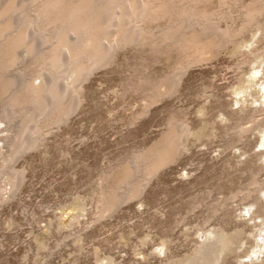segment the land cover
<instances>
[{"label": "rangeland", "instance_id": "1", "mask_svg": "<svg viewBox=\"0 0 264 264\" xmlns=\"http://www.w3.org/2000/svg\"><path fill=\"white\" fill-rule=\"evenodd\" d=\"M251 1L211 0L206 9L220 17L232 6L237 15ZM258 20L264 26V12ZM230 22L219 20L217 34L228 37ZM250 32L185 67L175 94L154 102L147 91L179 73L176 52L118 50L78 86L69 116L50 127L40 123L36 146L17 156L10 136L30 125L1 120L0 264H178L221 228L234 243L218 264H264V224L254 214L259 205L264 213V61L260 66L255 49H264V29ZM23 65L7 74L21 78ZM27 72L42 75L35 65ZM71 80L68 73L64 83ZM4 106L0 100L7 117ZM169 130L186 148L148 177L135 199L106 210L111 183L104 176L118 175Z\"/></svg>", "mask_w": 264, "mask_h": 264}, {"label": "bare ground", "instance_id": "2", "mask_svg": "<svg viewBox=\"0 0 264 264\" xmlns=\"http://www.w3.org/2000/svg\"><path fill=\"white\" fill-rule=\"evenodd\" d=\"M210 2L211 0H0V100L5 103L8 114L6 117L1 113L0 121L12 122L20 118L24 125L31 127L22 126L24 131L14 132L10 136L15 140L10 152L17 156L19 152L34 148L44 127L65 120L78 101V86L81 82L96 68L110 64L120 49L135 46L140 47L139 50L146 47L161 55L176 52L179 73L166 86L158 84L147 91L149 101L154 102L165 94H175L181 71L188 65L215 57L222 47L236 43L238 36L245 32L251 31L254 34L264 29L263 23L258 20L264 12V1L256 0L239 6L237 15L230 11L231 6L220 17L208 12L206 8ZM217 2L224 6L229 4V0ZM223 19L233 23L228 37L216 32L218 21ZM163 21L167 25L163 28V24L159 29L157 25ZM152 25L158 28L153 30L150 28ZM250 35V40H253V35ZM257 40L261 42L260 39ZM255 49H260V52L257 50L256 59L261 61V66L264 49ZM17 62L26 64L20 70L21 78L18 79L7 74ZM32 65L42 75L25 77L27 69ZM68 73L72 74V80L66 84L64 80ZM67 96L72 98L68 104L65 102ZM144 112L146 113H140L143 115ZM24 136L26 140H23ZM185 148L186 143L181 141V134L169 130L148 149L133 156V162L124 166L118 175L117 172L106 174L103 180L108 177L111 184L109 183V190L105 192L107 201L105 200L103 207L111 210L124 201L135 199L145 180L160 171L164 165L169 166L168 163L175 161L179 151ZM136 171L141 172L138 178L135 176ZM18 175L20 179L21 175ZM262 184L255 176L253 186L260 188ZM123 186L125 194L122 191L121 196L119 190ZM260 190L262 191L261 188ZM256 202L252 205L256 206ZM261 208L263 206L259 205L254 214L260 216L264 224ZM211 236L213 241L208 239L186 261L178 264H218L220 255L229 250L234 242L222 228L211 232Z\"/></svg>", "mask_w": 264, "mask_h": 264}]
</instances>
